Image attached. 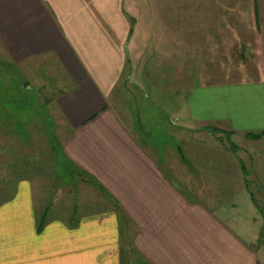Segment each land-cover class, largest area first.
Listing matches in <instances>:
<instances>
[{"label":"crops","instance_id":"0c3cea01","mask_svg":"<svg viewBox=\"0 0 264 264\" xmlns=\"http://www.w3.org/2000/svg\"><path fill=\"white\" fill-rule=\"evenodd\" d=\"M132 1L0 0V40L9 58L51 56L71 82L59 95L69 124L64 152L110 199L95 212L58 216L44 210L39 218L33 185L20 180L14 195L0 201V264H264V223L256 230L237 221L230 210L234 201L188 196L167 177L154 139L145 140L135 128L138 122L112 99L124 74L125 38L134 43L140 32L125 17L137 16L139 7L153 9L148 0L140 6ZM232 1L197 0L201 11L195 13L226 15L236 9ZM238 2L260 17L257 70L246 69L238 79L213 74L185 92L179 112L187 122L250 139L248 133L264 131V0ZM209 37L219 51V36ZM259 155L255 175L264 177V154ZM38 219L44 220L41 232ZM126 223L134 227L131 245L137 254L130 260L124 253Z\"/></svg>","mask_w":264,"mask_h":264},{"label":"rangeland","instance_id":"374dc122","mask_svg":"<svg viewBox=\"0 0 264 264\" xmlns=\"http://www.w3.org/2000/svg\"><path fill=\"white\" fill-rule=\"evenodd\" d=\"M148 1L155 14L139 7L137 16L125 17L131 30L140 27V32L134 43L125 38L129 49L124 74L112 99L138 122L135 128L145 140L154 139L153 147L166 159L167 177L188 196L234 201L236 209L230 210H235L236 220L259 230L264 223V177L255 175V165L264 154V132L243 139V134L220 126L187 122L179 110L187 102L185 92L213 74L238 79L246 69L257 70L253 54L260 17L254 8L240 9L238 0L232 1L235 12L219 16L197 15V0ZM211 27H216L214 33ZM212 34L220 38L219 51L209 39ZM9 57L0 40V201L14 195L20 180H27L33 185L39 218L44 210L79 216L109 205V197L64 152L69 124L59 95L71 82L61 65L51 56L23 62ZM123 231L124 253L130 260L137 257L131 245L134 227L126 223Z\"/></svg>","mask_w":264,"mask_h":264},{"label":"trees","instance_id":"16d2710c","mask_svg":"<svg viewBox=\"0 0 264 264\" xmlns=\"http://www.w3.org/2000/svg\"><path fill=\"white\" fill-rule=\"evenodd\" d=\"M257 16H258V15H257ZM263 132H264V131H263ZM230 133H231V132H230ZM248 135L251 136V137H253V138L257 137L256 134L252 135L251 133H248ZM43 227H44V220L41 219L40 222H39V225H38V227H37V230H38L39 232H41V231L43 230Z\"/></svg>","mask_w":264,"mask_h":264}]
</instances>
